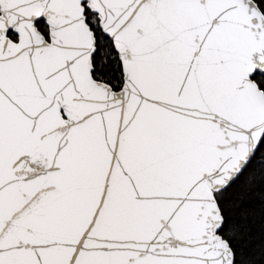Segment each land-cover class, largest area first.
I'll return each mask as SVG.
<instances>
[{"label": "snow or ice", "instance_id": "snow-or-ice-1", "mask_svg": "<svg viewBox=\"0 0 264 264\" xmlns=\"http://www.w3.org/2000/svg\"><path fill=\"white\" fill-rule=\"evenodd\" d=\"M0 264H264V0H0Z\"/></svg>", "mask_w": 264, "mask_h": 264}]
</instances>
